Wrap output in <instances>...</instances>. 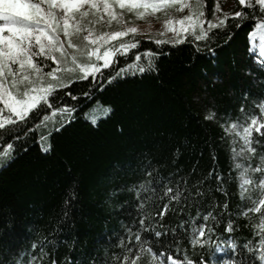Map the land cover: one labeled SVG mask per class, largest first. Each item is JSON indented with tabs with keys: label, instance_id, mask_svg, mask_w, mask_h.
I'll return each instance as SVG.
<instances>
[{
	"label": "trees",
	"instance_id": "obj_1",
	"mask_svg": "<svg viewBox=\"0 0 264 264\" xmlns=\"http://www.w3.org/2000/svg\"><path fill=\"white\" fill-rule=\"evenodd\" d=\"M223 1L205 0L206 16L214 6L221 11ZM237 10L247 12L249 18L233 19L229 15L225 27L212 29L207 41H194L188 36L183 43L157 46L154 38L136 36L140 41L138 50L159 52L155 58L158 71L117 78L103 88L96 84L93 89L88 88L94 83L89 77L58 90L73 94L90 91L91 95H79L76 101L64 97L66 103L77 105L74 119L61 131L52 132L51 151L46 154L36 142L44 129L28 131L36 122L35 115L30 114L33 120L15 132L20 137L27 133L24 139L13 141L15 158L0 167V264H24L28 257L21 258L23 252L38 256L39 248L33 250L31 244L40 240H44L48 253L41 264H51L53 259L56 264H115L113 254L122 252L121 237L126 244L134 243V236L130 241L124 231L138 217V200L129 186L145 179L141 169L148 161L162 176L173 173V180L188 177L189 186L213 170V176L204 184L202 205L207 206L214 198L218 205L214 213L223 216L219 224L212 223L215 232L204 237L207 241L210 236L214 243L192 246L184 230L178 228L182 219L196 214L195 206L185 207L182 213L179 208L169 210L161 221L169 226V232L160 239L170 240L171 228L177 227L180 244L168 250L174 258L183 264L187 255L194 264H200L217 243L227 247L231 236L240 246L236 261L240 253L253 260L242 247L246 241L258 239L253 236L252 221L231 215L233 230L225 232L230 213L239 211L242 201L237 171L231 168L229 137L221 125L243 119L241 105L247 114L261 118L256 105L264 99V67L258 63L255 51L249 52L247 38L253 26V11L235 3L230 13ZM135 51L117 57L114 66L102 69L100 82L129 62ZM97 102L111 111L93 126L84 114ZM209 111L215 115L205 119ZM55 119L59 121V115ZM253 136L264 145V137L255 132ZM9 140L12 135L4 142ZM256 162L252 161L253 166ZM216 172L224 177L227 195L216 190ZM71 193L74 198H70ZM225 201L229 211L221 212ZM243 205L248 206V202L245 200ZM162 206L159 203L152 211ZM142 235L150 242L156 240L153 233ZM159 250L156 246L155 251ZM223 259V253L215 254V264H222Z\"/></svg>",
	"mask_w": 264,
	"mask_h": 264
},
{
	"label": "snow or ice",
	"instance_id": "obj_2",
	"mask_svg": "<svg viewBox=\"0 0 264 264\" xmlns=\"http://www.w3.org/2000/svg\"><path fill=\"white\" fill-rule=\"evenodd\" d=\"M239 4L253 11V26L247 33L249 52L258 51V63L264 67V0H239ZM205 9V0H0V166H6L8 161L15 158L13 141L27 136V133L25 137L16 136L15 132L33 120L30 114L35 115L36 122L28 131L44 129L36 142L41 153L46 154L51 151L52 132L61 131L65 124L74 119L77 105L66 103L64 97L76 101L79 95H91L90 91L73 94L58 90L66 89L76 81H87L89 77L94 83L88 84V88L93 89L96 84L103 88L117 78L158 71L155 58L159 52L138 50L140 41L136 40V36L140 30L129 23L132 17L143 19L147 15L163 13V31L158 35L163 36L164 32L170 31L173 39H155L157 46L183 43L188 36L193 37L194 41H207L212 29L225 27L229 15L233 19L249 18L248 13L241 10L217 16L220 9L214 6L212 15L216 19L213 21L206 19ZM185 12L178 17L174 15ZM126 13L131 15L126 18ZM114 23L117 27L112 30ZM97 25L103 27L97 28ZM236 27H240V24L237 23ZM196 48L200 50L199 45ZM130 50H137L131 60L100 82L98 74L102 75L101 70L114 66L117 57L129 56ZM212 50L208 48L209 52ZM256 106L261 118L256 114H247L241 105L240 112L244 118L221 125L225 136L229 137L231 168L237 171V187L242 201L239 211L230 213L225 232L233 230L231 215L247 217L252 221L253 236L258 239L248 240L242 247L253 260L240 253V259L236 261L240 246L229 236L227 247L217 243L213 253L207 259L201 258L200 264H215L216 253L224 254L222 264H264V145L253 136L255 132L264 137V99L259 100ZM110 111V107L97 102L84 115L96 126L98 118L107 116ZM57 115L59 121L55 119ZM214 115L209 111L205 119H212ZM49 123L53 126L49 127ZM9 135H12V140L5 143ZM238 141L239 147L236 146ZM254 159L257 161L255 166L252 163ZM141 170L145 179L129 186L138 200V217L124 228L130 241L134 236V243L126 244L121 237L122 252L113 254L115 264H182L168 251L173 244L177 247L180 244L177 227L171 228L170 240L160 239L167 237L169 232V226L161 221L166 212H175L177 208L181 213L185 207L195 206L197 209L194 216L189 215L178 225L186 233L188 242L192 246L213 244L210 236L207 241L204 237L215 232L212 223L219 224L223 216L214 213L218 206L214 198L207 206L202 205L204 184L213 176V170L210 169L206 177L197 179L191 186L186 176L173 180V173L167 177L160 175L150 161ZM215 179L218 182L216 190L227 195L223 175L216 172ZM192 188H195V192ZM208 193H211V188ZM70 198H74V193L70 194ZM245 200L248 206L243 205ZM158 202L162 203V208L152 211L159 207ZM65 203H68V199ZM220 207L221 212L229 211L227 201ZM144 232L153 233L156 240L150 242L142 235ZM156 246H159V252L155 251ZM31 248H39V255L21 253V258L25 255L28 257L24 264H41L42 258L48 255L44 240L34 241ZM229 250L231 259H228ZM51 264H56V260L53 259ZM183 264H194V261L185 255Z\"/></svg>",
	"mask_w": 264,
	"mask_h": 264
},
{
	"label": "rangeland",
	"instance_id": "obj_3",
	"mask_svg": "<svg viewBox=\"0 0 264 264\" xmlns=\"http://www.w3.org/2000/svg\"><path fill=\"white\" fill-rule=\"evenodd\" d=\"M235 3L239 4V0H224L221 11L217 12V16H222L225 13H230ZM186 14L185 13H174L177 17ZM131 14L126 13V18L130 16ZM164 19V15L162 12H157L154 16L153 15H147L143 19H136L135 17H132V19L129 21L131 26H135L140 30V34L137 36L144 37V38H154V39H161V40H171L173 39V33L168 31L164 32L163 36L158 35V33L163 31L162 27V21ZM206 19H212L215 21L216 17L212 15V12H209V14L206 16ZM97 28L103 27L102 25H97ZM117 25L115 23L112 25V30H115ZM206 27V25H205ZM255 53L258 55V51H255ZM259 58H257L258 60ZM50 64V63H49ZM107 107V106H104ZM44 132L41 131L40 135H42ZM1 167V166H0Z\"/></svg>",
	"mask_w": 264,
	"mask_h": 264
}]
</instances>
